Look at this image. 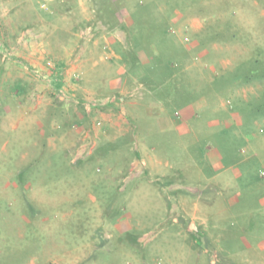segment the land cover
I'll use <instances>...</instances> for the list:
<instances>
[{
	"label": "rangeland",
	"instance_id": "374dc122",
	"mask_svg": "<svg viewBox=\"0 0 264 264\" xmlns=\"http://www.w3.org/2000/svg\"><path fill=\"white\" fill-rule=\"evenodd\" d=\"M0 264H264V0H0Z\"/></svg>",
	"mask_w": 264,
	"mask_h": 264
},
{
	"label": "crops",
	"instance_id": "0c3cea01",
	"mask_svg": "<svg viewBox=\"0 0 264 264\" xmlns=\"http://www.w3.org/2000/svg\"><path fill=\"white\" fill-rule=\"evenodd\" d=\"M190 111H191V110H190ZM190 111H188V113H189ZM191 112H192V111H191ZM191 112L189 113L190 115L185 116V117H186L185 119H188V118H190V117L192 116V113H191ZM148 113H149V112H148ZM151 114H152V113H151ZM185 119H184V120H185ZM167 125H168V124H167Z\"/></svg>",
	"mask_w": 264,
	"mask_h": 264
}]
</instances>
